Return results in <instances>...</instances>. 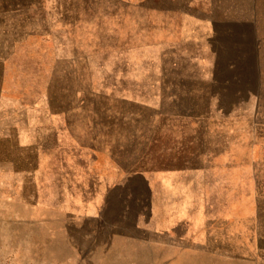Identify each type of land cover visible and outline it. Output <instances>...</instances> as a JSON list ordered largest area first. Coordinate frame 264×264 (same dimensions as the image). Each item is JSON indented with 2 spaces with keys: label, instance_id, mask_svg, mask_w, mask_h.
<instances>
[{
  "label": "rangeland",
  "instance_id": "1",
  "mask_svg": "<svg viewBox=\"0 0 264 264\" xmlns=\"http://www.w3.org/2000/svg\"><path fill=\"white\" fill-rule=\"evenodd\" d=\"M0 264H264V0H0Z\"/></svg>",
  "mask_w": 264,
  "mask_h": 264
}]
</instances>
